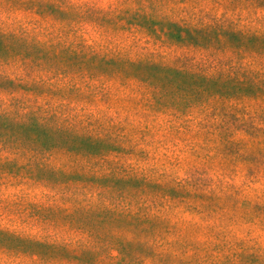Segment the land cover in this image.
<instances>
[{"label":"rangeland","instance_id":"1","mask_svg":"<svg viewBox=\"0 0 264 264\" xmlns=\"http://www.w3.org/2000/svg\"><path fill=\"white\" fill-rule=\"evenodd\" d=\"M173 22L235 34L203 49ZM159 63L253 69L260 89L207 102L200 125L190 103L159 101ZM142 82L157 88L154 106ZM228 133L256 145L264 134V0H0V264H135L124 243L143 219L96 207L139 201L140 214L163 213L137 194L144 182L123 178L133 174L167 184L149 194L182 180L191 191L172 198L209 203L210 221L189 207L166 215L176 236L218 245L209 264H264V160L237 158ZM42 134L47 144L33 138ZM67 139L82 146L83 181L102 188L99 201L64 173L76 163Z\"/></svg>","mask_w":264,"mask_h":264},{"label":"trees","instance_id":"2","mask_svg":"<svg viewBox=\"0 0 264 264\" xmlns=\"http://www.w3.org/2000/svg\"><path fill=\"white\" fill-rule=\"evenodd\" d=\"M174 24L182 28L181 36L183 33H188L190 36L195 37L199 43L194 42V44L198 45L199 48L205 46L203 49L213 48L214 46L212 44L222 42L224 40V36H227L228 33L232 35L235 34L234 32H225L218 23L213 26H191L189 28L180 26L177 22L172 23V25ZM254 38L256 40L260 37L256 36ZM157 65L159 66V75L157 74L158 80L156 82L162 83V88L165 86V88H163L165 91L162 92L163 95L161 99H159L161 104L162 102H165L163 99H166V96H170L175 100H181L188 105L190 103V106L188 107H192L196 114L192 121H197L200 125L202 124L201 120L203 121V119L207 116L208 111L212 112L214 109L213 106H211L210 103L207 104V102H211L216 98L232 97L237 93H254L256 90L259 91L260 89V80L255 78L253 75L257 74L258 71L253 69H248L249 71L247 75L243 77H235L234 72L233 74H226L225 72L216 74L208 72H195L180 68L178 69L163 63H159ZM249 73L251 75H248ZM162 74L163 77L160 76ZM138 88L141 91V94H143V99L149 105L151 104L154 106L156 103H153V100L156 102L157 88L152 87V85L146 82L143 83V86H138ZM247 94L244 96H247ZM248 101L251 102L252 100ZM223 107L225 109L234 108V106L228 104L223 105ZM169 110H171V112L168 114L170 119L173 120L174 117L179 118L176 113L172 112V109ZM30 126H33L34 130L37 132H39V128H43L40 124V121L38 120H33ZM258 129L259 128L257 127L255 128V130ZM33 138L35 140L40 139L45 144H47V142H45L47 139L45 134H42L40 137L39 135H35ZM258 139L259 140L257 141L260 142L259 145L251 143L252 141L250 142L246 137L240 138L237 133H228L227 137L225 138L228 146H235V144H237V150L235 152L237 158H240L251 165H255V162H260L261 159L264 160V134ZM61 143H64L63 145H65L66 150L76 160V163L72 160L70 164H67L63 167L67 168L64 173H67L68 175L74 174L76 177H78V179H76V186H78L77 189L81 188L82 191H84L82 194L87 195L91 193L96 195L97 201H99L98 198L102 199V188L95 186L91 180H88L87 182L83 181L84 179L90 178L89 174H87L89 171L88 167L90 169V163L86 162V165L83 168L84 162L81 161L83 159L82 146L80 144H75V146H73L74 144H71L70 140L68 139L66 141L62 140ZM104 174L107 173L104 172ZM94 178H96V176H94ZM123 178H129L133 181L140 180L144 182L140 188V191L137 192L139 195H143V193H145L146 197L143 198V203L145 205L148 203L149 206L152 205L154 209H159L160 207L164 209V212H161V214L160 212L152 213L151 210L150 212L140 214L138 210L140 206L144 207V205L139 201L136 207L131 203L123 204L121 208H119V206H112L110 203L106 202H98L96 204L97 208L110 209V207H112L121 209V212L127 213L129 215H135L143 219V225L138 229L135 228L134 230L129 231V238L126 239L128 241L124 243L131 248L127 250L129 253L127 254V258H130L135 264H146V262L148 264H209L210 259H212L211 257L214 256L215 248L218 245L212 242L187 240L182 234H180L182 237L176 236L177 225H175V222H171L169 218H166V215H171L173 212H176V208L181 207V209L184 210L188 209L187 207H189L188 210H192L204 220L210 221L212 216L207 214H211L212 212L210 211L209 203L202 199L195 200V198H192V201L188 202H186V199L172 198V196L189 193L191 191L188 187V184L182 180L170 182L172 185H170L171 194L169 195L164 193H148L167 186V184H163L158 180L141 177L138 174H133L131 176L125 175ZM85 183L88 184L84 186L83 184ZM148 187H150L151 190H149ZM106 189L108 190V187H106ZM168 198H170V200H168ZM103 204H107V206H104ZM219 236L220 233H217V237ZM114 250L115 249H113L112 252ZM241 252L250 253L245 250ZM254 255L260 258L262 257L258 256L257 254ZM101 262L102 261L99 260V264ZM214 264L218 263L214 261Z\"/></svg>","mask_w":264,"mask_h":264}]
</instances>
